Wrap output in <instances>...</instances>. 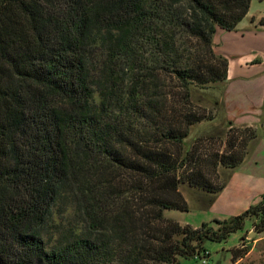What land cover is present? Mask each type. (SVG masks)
I'll return each mask as SVG.
<instances>
[{"label": "trees", "instance_id": "obj_1", "mask_svg": "<svg viewBox=\"0 0 264 264\" xmlns=\"http://www.w3.org/2000/svg\"><path fill=\"white\" fill-rule=\"evenodd\" d=\"M251 2L0 0V264H182L248 220L264 231V194L197 227L164 214L189 211L181 183L221 191L214 171L258 136L230 124L222 152L186 147L210 118L193 87L228 77L214 35Z\"/></svg>", "mask_w": 264, "mask_h": 264}, {"label": "rangeland", "instance_id": "obj_2", "mask_svg": "<svg viewBox=\"0 0 264 264\" xmlns=\"http://www.w3.org/2000/svg\"><path fill=\"white\" fill-rule=\"evenodd\" d=\"M253 16L258 18L256 24L251 23ZM261 16H264V0H252L248 15L238 23L235 30L217 29V33L214 35L216 44L213 46L216 52L224 53L231 63V80L218 82L206 88L193 87L192 102L198 107L204 108L210 114V118L191 126L190 134L186 139V147L190 148L194 144L201 153L216 152L217 150L222 152L227 139L228 126L232 124L234 127H244L241 124L248 123L257 129L258 136L249 145L246 155L248 161L244 164V168L264 170V108L261 110L255 108L258 103L254 97L255 91L248 88L246 84L242 83L243 85L237 92L233 88L234 83L242 79L238 78L239 76L250 78L261 69V65L258 64H264V35L261 34L263 32L261 29L255 28ZM246 28H252V33L243 30ZM255 30L259 32L258 36L253 35L257 34ZM258 38H262L261 41ZM244 59H248L249 62L259 59L260 62L245 66ZM217 100L220 101L219 104H216ZM255 161H259V163L255 164ZM232 171L231 168L221 165L217 171H214L215 175H212L211 178L216 184H221L227 181L228 175ZM208 175L211 176L210 173ZM179 189L191 207L189 211L165 210L166 217L173 218L182 224H191L194 227L200 226L205 221L213 220L207 211V203L210 202L206 197L208 192L192 187L188 183H181ZM247 232L245 245H251V247L256 237L264 236V231L258 233L254 228L253 231L247 230ZM244 233L245 229L237 231L223 242L206 241L205 247L210 256L183 259L182 264H233L232 248L238 244L241 246L239 242H241L240 238ZM261 249L264 251V239L257 243L255 253L249 255L241 264H264V253L261 252ZM203 259L207 262L203 263Z\"/></svg>", "mask_w": 264, "mask_h": 264}, {"label": "crops", "instance_id": "obj_3", "mask_svg": "<svg viewBox=\"0 0 264 264\" xmlns=\"http://www.w3.org/2000/svg\"><path fill=\"white\" fill-rule=\"evenodd\" d=\"M261 18H264V16H261ZM257 20H258L257 17L255 16L251 17V23L256 24ZM255 28L258 30L261 29L263 31L261 34L264 35V25H261L260 23H258V25H256ZM243 30L249 33H252L253 29L246 28ZM253 35L258 36L259 32L257 31V34H253ZM214 39H215V36L213 38V44L215 46L216 43L214 42ZM258 39L261 41L262 38H258ZM254 50H257V49H254ZM214 51L216 52V49H214ZM216 53L218 55H223L226 57L224 53H218V52ZM247 60L248 59H244L245 66H251L254 63L260 62L259 59H256L255 61L252 60L250 62ZM258 65H261L260 66L261 69L259 71H257L250 78L239 76L238 78H242V79H239L236 83H234L233 88H234V91L237 92L238 90H240L239 89L240 86L243 85L242 83L246 84L248 88H252L255 91L254 97L256 98L258 102L255 108H258L259 110H261L264 108V67H263L264 64H258ZM230 69H231V63L229 62L228 77L225 81L231 80L230 79ZM219 103L220 101L217 100L216 104H219ZM241 125L253 126L248 123H244ZM263 127H264V123H263ZM247 161H248V158L245 157L244 161L239 166L235 168H231L233 171L232 173L228 175V179L226 182H224L225 185L221 191L217 193L208 192V196L206 197L208 201L210 202L207 203L208 204L207 211H208V214H210L213 217V219L214 218H226V217L238 215L244 212L245 210H247L250 206L255 205L261 201L262 196L264 194V170H261L260 168L257 169V168H251V167L244 168V164L247 163ZM258 163L259 161H255V164H258ZM189 207H191L190 203H189ZM247 222L248 223H246L247 225L245 227V230L246 231L248 230L249 232L253 231L254 220L251 219V220H248ZM262 239H264V236H259L258 238L256 237V239H254L253 241L251 250L249 251L247 256L239 259L237 262L233 264H241L243 261L247 259L249 255H251L252 253H255V248L257 247V243L260 242ZM261 252L264 253L263 249H261Z\"/></svg>", "mask_w": 264, "mask_h": 264}, {"label": "built area", "instance_id": "obj_4", "mask_svg": "<svg viewBox=\"0 0 264 264\" xmlns=\"http://www.w3.org/2000/svg\"><path fill=\"white\" fill-rule=\"evenodd\" d=\"M206 255L208 256L209 255V253L208 252H206ZM203 263H206L207 261L205 260V259H203V261H202Z\"/></svg>", "mask_w": 264, "mask_h": 264}]
</instances>
